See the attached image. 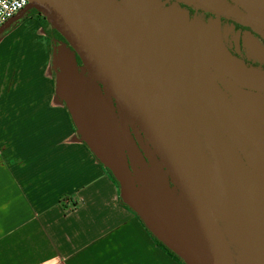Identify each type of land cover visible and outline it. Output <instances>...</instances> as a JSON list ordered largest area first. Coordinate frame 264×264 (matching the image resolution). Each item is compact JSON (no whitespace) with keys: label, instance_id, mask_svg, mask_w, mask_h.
Returning a JSON list of instances; mask_svg holds the SVG:
<instances>
[{"label":"flooded vegetation","instance_id":"flooded-vegetation-1","mask_svg":"<svg viewBox=\"0 0 264 264\" xmlns=\"http://www.w3.org/2000/svg\"><path fill=\"white\" fill-rule=\"evenodd\" d=\"M74 1L147 67L150 58L160 67L201 140L210 197L236 264H264L263 255L239 244L253 234L264 238V220L223 199L237 185L264 208V0ZM58 58L63 94L71 85L95 143L113 137L116 126L136 194L158 229L139 176L154 206L187 233L183 198L147 137L83 65L59 51Z\"/></svg>","mask_w":264,"mask_h":264},{"label":"crops","instance_id":"crops-1","mask_svg":"<svg viewBox=\"0 0 264 264\" xmlns=\"http://www.w3.org/2000/svg\"><path fill=\"white\" fill-rule=\"evenodd\" d=\"M58 67L36 18L0 39V264H180L120 202L71 120Z\"/></svg>","mask_w":264,"mask_h":264},{"label":"water","instance_id":"water-1","mask_svg":"<svg viewBox=\"0 0 264 264\" xmlns=\"http://www.w3.org/2000/svg\"><path fill=\"white\" fill-rule=\"evenodd\" d=\"M31 9L46 17L80 58L89 79L99 82L121 112H126L147 137L183 198L188 231L180 232L154 206L152 189L139 176L148 191L144 197L163 232L158 229L136 194L116 126L115 135L104 139L108 144L102 139L103 143L97 145L87 128L91 125L87 114L78 109L76 94L71 85H66L64 99L78 133L117 177L126 203L187 264H236L210 197L201 140L188 114L168 88L157 63L150 58V68L147 67L74 0H29L24 9L0 26V35ZM223 199L238 212L264 220L262 204L245 188L229 185ZM240 242L242 247L264 256L263 237L253 234Z\"/></svg>","mask_w":264,"mask_h":264},{"label":"trees","instance_id":"trees-1","mask_svg":"<svg viewBox=\"0 0 264 264\" xmlns=\"http://www.w3.org/2000/svg\"><path fill=\"white\" fill-rule=\"evenodd\" d=\"M29 17L36 18L40 22L41 31L50 40V43H51V46L53 47V50H54L53 44H57V46H58L57 49H58L60 55H62L66 59L69 58L73 63H74V61H77L79 64L83 65V63L81 62L80 58L77 56V54L74 52V50L70 47V45L66 42V40L62 37V35L57 30L54 29V27L49 23V21L46 19V17L42 13H40L37 9H31L30 11H28L23 16V18L21 20H19L18 22L13 23L12 26L6 32H4L2 35H0V39L5 34H7L9 31L13 30V28H15L20 22H22L23 20H25V19H27ZM83 67L85 68L84 65H83ZM85 70H86V68H85ZM71 120H72V117H71ZM97 159L99 160L100 164L105 168L106 172L108 173L110 178L113 180V182L117 185V187L119 188V191L121 193V187H120V183H119L117 177L114 175V173L103 162L100 161V159L98 157H97ZM66 200H71L73 202L74 206L77 205V202L73 201L70 196L62 197L61 198V203H64ZM119 200L122 203V205H124L125 207L131 209L139 217V215L126 203V201L124 200L122 194H120ZM68 211H70V209L67 210V212ZM139 219H141V218L139 217ZM142 223L144 224L143 221H142ZM145 227H146V225H145ZM147 230L150 233V235L152 236V238L155 240L157 245L161 249H163L167 254H169L171 257H173L180 264H187L181 258V256H179L174 250H172L163 241H161L158 237H156L148 228H147Z\"/></svg>","mask_w":264,"mask_h":264},{"label":"built area","instance_id":"built-area-1","mask_svg":"<svg viewBox=\"0 0 264 264\" xmlns=\"http://www.w3.org/2000/svg\"><path fill=\"white\" fill-rule=\"evenodd\" d=\"M29 0H0V26L24 9Z\"/></svg>","mask_w":264,"mask_h":264},{"label":"rangeland","instance_id":"rangeland-1","mask_svg":"<svg viewBox=\"0 0 264 264\" xmlns=\"http://www.w3.org/2000/svg\"><path fill=\"white\" fill-rule=\"evenodd\" d=\"M53 46H54V58L58 61V50H57V44H53ZM53 70V69H52ZM53 71H55L54 72V75H55V80H57V82L60 84V77H59V68H54V70ZM52 71V72H53ZM62 89V88H61ZM120 192V191H119ZM120 194H122V193H120ZM184 224H185V222H184ZM187 228V227H186ZM188 229V228H187Z\"/></svg>","mask_w":264,"mask_h":264}]
</instances>
